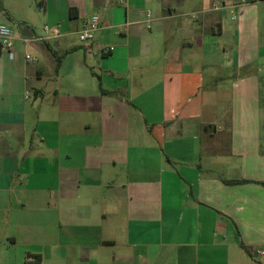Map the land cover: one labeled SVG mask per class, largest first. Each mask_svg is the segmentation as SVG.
Returning a JSON list of instances; mask_svg holds the SVG:
<instances>
[{"label":"crops","instance_id":"obj_1","mask_svg":"<svg viewBox=\"0 0 264 264\" xmlns=\"http://www.w3.org/2000/svg\"><path fill=\"white\" fill-rule=\"evenodd\" d=\"M0 24V264H264V0H0Z\"/></svg>","mask_w":264,"mask_h":264},{"label":"built area","instance_id":"obj_2","mask_svg":"<svg viewBox=\"0 0 264 264\" xmlns=\"http://www.w3.org/2000/svg\"><path fill=\"white\" fill-rule=\"evenodd\" d=\"M150 17V12H148ZM101 22V17L99 15H94L89 20L86 29L79 33V39L81 42L92 41L95 38V33L99 29V24ZM44 34L42 35H32L23 39L25 45L30 44H45L52 39L59 38L61 36V31L58 28H50L44 26ZM15 50L14 44V35L11 27L7 24H0V53L5 52L10 57H13ZM110 50L108 49L107 52ZM30 56H27V59H30ZM256 255L264 259V248L258 249Z\"/></svg>","mask_w":264,"mask_h":264},{"label":"trees","instance_id":"obj_3","mask_svg":"<svg viewBox=\"0 0 264 264\" xmlns=\"http://www.w3.org/2000/svg\"><path fill=\"white\" fill-rule=\"evenodd\" d=\"M60 62H61V60H60V58L58 59V64H57V68H56V72H58V69H59V67H60ZM30 264V263H29ZM35 264H40V258H36V262H35Z\"/></svg>","mask_w":264,"mask_h":264},{"label":"rangeland","instance_id":"obj_4","mask_svg":"<svg viewBox=\"0 0 264 264\" xmlns=\"http://www.w3.org/2000/svg\"><path fill=\"white\" fill-rule=\"evenodd\" d=\"M263 96H264V89H263Z\"/></svg>","mask_w":264,"mask_h":264}]
</instances>
